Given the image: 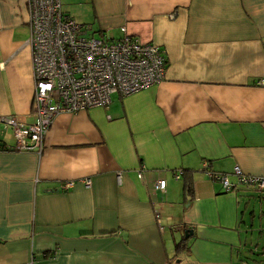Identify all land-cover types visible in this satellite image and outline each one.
<instances>
[{"label":"crops","instance_id":"1","mask_svg":"<svg viewBox=\"0 0 264 264\" xmlns=\"http://www.w3.org/2000/svg\"><path fill=\"white\" fill-rule=\"evenodd\" d=\"M73 1L91 31L159 45L165 78L15 150L2 118L35 119L28 7L0 0V264H264V196L233 172L264 176V0Z\"/></svg>","mask_w":264,"mask_h":264},{"label":"built area","instance_id":"2","mask_svg":"<svg viewBox=\"0 0 264 264\" xmlns=\"http://www.w3.org/2000/svg\"><path fill=\"white\" fill-rule=\"evenodd\" d=\"M27 7L35 119L27 123L14 115L2 118L4 126L12 129L15 150L40 153L44 136L59 113L106 106L114 91L134 93L165 78L163 50L130 34L125 26L116 37L103 33L95 37L89 25L78 23L63 11L61 0H27ZM257 83L264 85V79ZM203 167L224 190L236 187L225 173L208 169L207 162ZM233 172L239 185L250 186L264 196V176L245 174L237 166ZM165 186L162 178L155 182L156 189ZM155 217L159 220V213Z\"/></svg>","mask_w":264,"mask_h":264},{"label":"trees","instance_id":"3","mask_svg":"<svg viewBox=\"0 0 264 264\" xmlns=\"http://www.w3.org/2000/svg\"><path fill=\"white\" fill-rule=\"evenodd\" d=\"M183 186H184L185 194L191 196L193 187H192V182H191V179H190V175L187 174V170H185V176L183 177ZM227 191H229V190H227ZM184 231L185 230H183V233L179 237V239L175 241L174 252H180L184 248L187 247L186 246V241H187L188 238L185 237Z\"/></svg>","mask_w":264,"mask_h":264},{"label":"rangeland","instance_id":"4","mask_svg":"<svg viewBox=\"0 0 264 264\" xmlns=\"http://www.w3.org/2000/svg\"><path fill=\"white\" fill-rule=\"evenodd\" d=\"M76 3H77V0H74V1L72 2V6H75V7H76V6H77ZM81 24H82V23H81ZM95 26H96V25H94V28H95ZM96 29H97V28H96ZM106 33H109V32H106ZM93 34H94L95 37L100 36V34H99L98 31L93 32ZM117 36H118V35H117ZM113 37H116V36H113ZM158 46H159V45H158ZM159 47H160V46H159Z\"/></svg>","mask_w":264,"mask_h":264},{"label":"water","instance_id":"5","mask_svg":"<svg viewBox=\"0 0 264 264\" xmlns=\"http://www.w3.org/2000/svg\"><path fill=\"white\" fill-rule=\"evenodd\" d=\"M191 233H192V230H185V231H184V235H185V237H188L189 234H191Z\"/></svg>","mask_w":264,"mask_h":264},{"label":"bare ground","instance_id":"6","mask_svg":"<svg viewBox=\"0 0 264 264\" xmlns=\"http://www.w3.org/2000/svg\"><path fill=\"white\" fill-rule=\"evenodd\" d=\"M46 135V134H45Z\"/></svg>","mask_w":264,"mask_h":264}]
</instances>
